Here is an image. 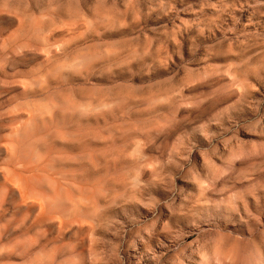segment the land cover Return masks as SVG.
I'll use <instances>...</instances> for the list:
<instances>
[{
  "label": "rangeland",
  "instance_id": "1",
  "mask_svg": "<svg viewBox=\"0 0 264 264\" xmlns=\"http://www.w3.org/2000/svg\"><path fill=\"white\" fill-rule=\"evenodd\" d=\"M0 264H264V0H0Z\"/></svg>",
  "mask_w": 264,
  "mask_h": 264
}]
</instances>
